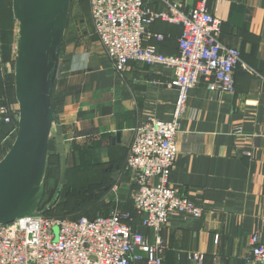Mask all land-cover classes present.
I'll return each instance as SVG.
<instances>
[{
  "label": "crops",
  "instance_id": "0c3cea01",
  "mask_svg": "<svg viewBox=\"0 0 264 264\" xmlns=\"http://www.w3.org/2000/svg\"><path fill=\"white\" fill-rule=\"evenodd\" d=\"M145 1L155 10L167 7L164 0ZM197 1L169 0L184 11ZM207 8L221 21L220 41L238 49L242 65L235 69L234 93L209 91L202 83L187 91L167 181L201 212L172 215L161 228L163 262L261 264L251 255L250 235L259 233L264 242V0H208ZM89 18V33L66 40L64 33L54 80V129L60 127L65 153L82 159L76 167L87 175L86 210L124 213L152 242L154 230L134 213L125 161L137 126L149 118H172L177 91L168 82L174 75L136 61L117 72ZM150 30L162 39L145 38V45L177 53L180 25L155 20Z\"/></svg>",
  "mask_w": 264,
  "mask_h": 264
},
{
  "label": "built area",
  "instance_id": "2783aa9c",
  "mask_svg": "<svg viewBox=\"0 0 264 264\" xmlns=\"http://www.w3.org/2000/svg\"><path fill=\"white\" fill-rule=\"evenodd\" d=\"M198 0L184 11L164 0L155 10L145 0H89L94 33L114 69L122 73L132 61L170 69L177 98L172 118H149L134 129L125 167L134 186L131 200L141 225L154 230L150 242L127 222V215L113 211L95 217H48L36 214L0 224V264H164L165 243L160 230L172 215H200L201 209L167 181L177 155L175 135L185 110L187 91L197 84L217 93H234V74L242 65L238 49L219 39L220 19ZM155 20L181 26L176 54H163L143 43L162 35L151 32ZM17 106L0 103V122L10 125L6 137L17 130ZM54 228L57 231H54ZM251 255L264 264V242L250 235ZM190 258L201 261V255Z\"/></svg>",
  "mask_w": 264,
  "mask_h": 264
},
{
  "label": "water",
  "instance_id": "95a60500",
  "mask_svg": "<svg viewBox=\"0 0 264 264\" xmlns=\"http://www.w3.org/2000/svg\"><path fill=\"white\" fill-rule=\"evenodd\" d=\"M72 0H11L18 31L13 86L17 104L15 138L0 159V224L44 214L38 210L45 179L48 144L57 112L50 104L57 64ZM54 140L61 155L58 188L67 158L59 126Z\"/></svg>",
  "mask_w": 264,
  "mask_h": 264
},
{
  "label": "rangeland",
  "instance_id": "374dc122",
  "mask_svg": "<svg viewBox=\"0 0 264 264\" xmlns=\"http://www.w3.org/2000/svg\"><path fill=\"white\" fill-rule=\"evenodd\" d=\"M89 19L88 0H72L69 10L68 23L65 30V40L71 37L73 34L76 36H81L84 35L85 32L89 33ZM17 31V21L12 16L11 2L9 1L5 7H2L0 13V53L2 54V58L0 60V78L3 79V86L7 89V93L10 96L9 102L13 106H17L13 88V70ZM54 135L55 129L53 126L48 144V155L45 169V179L48 181L49 179L52 180V185L46 188L47 196L52 195L60 175L58 168V165L60 167V158L56 153L57 150L53 140ZM14 138L15 135H10L9 137H6L5 135L0 139V159L6 153ZM65 155L67 158V165L69 164V171L65 180V189L69 191V196L66 197L64 194H62L59 197V202L66 203L67 201H71L69 204L74 202L76 205L75 207L84 208L85 206H83L82 202H85V195L87 194V192H84V190H86L88 187L86 182L87 175L81 172V167H76L77 164H82V159L75 158L72 152H66ZM71 205L73 206V204ZM54 231L56 232L57 229L54 228Z\"/></svg>",
  "mask_w": 264,
  "mask_h": 264
},
{
  "label": "trees",
  "instance_id": "16d2710c",
  "mask_svg": "<svg viewBox=\"0 0 264 264\" xmlns=\"http://www.w3.org/2000/svg\"><path fill=\"white\" fill-rule=\"evenodd\" d=\"M11 2V1H10ZM9 3V1H1L0 2V13H1V9L2 7H5V5ZM88 6H89V0H88ZM11 13H12V9H11ZM90 15V14H89ZM13 16V14H12ZM2 58V54L0 53V60ZM3 79L0 78V103H3V104H10V96L8 95L7 93V89L4 88V82L2 81ZM54 87L55 85H53V90H52V94H51V98H50V104L51 106L53 107L55 105V92H54ZM14 88V86H13ZM54 108V107H53ZM10 129V125L6 124V123H3V122H0V139L3 137V136H7V133ZM57 153V151H56ZM57 156L60 158V167L58 165V168H59V174H60V169H61V155L59 153H57ZM59 179V178H58ZM44 179V183H43V195H42V198H41V201H40V204H39V207H38V210H42L46 207H49L43 215L45 216H48V217H67V218H70V219H77L81 216H87V217H95L97 215H107L109 213H99V212H96V213H89V212H85L87 211L86 210V203L83 201L82 204L83 206H85L84 208L82 207H75V203H71L73 204V206L71 204H69L71 201H67L66 203H60L59 202V197L64 194V196H69V191L67 189H65L66 187V181H64V184L61 186L60 188V191H59V194L57 196V198L53 201V198L55 196V193H56V190L58 188V180H57V183H56V187L54 188V191L52 192V195L51 196H47V193H46V188H48L49 186H51L52 184V180L49 179L46 180ZM66 180V179H65ZM65 189V190H64ZM84 192H89L88 189L84 190ZM82 208V209H81ZM69 209V210H67ZM65 213H70V214H65ZM136 216H139L137 214V211L134 212ZM132 224V222H130ZM133 228V227H132ZM134 229V228H133Z\"/></svg>",
  "mask_w": 264,
  "mask_h": 264
}]
</instances>
